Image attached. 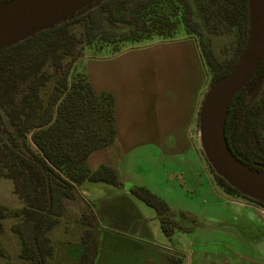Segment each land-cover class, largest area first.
<instances>
[{"label":"trees","instance_id":"obj_1","mask_svg":"<svg viewBox=\"0 0 264 264\" xmlns=\"http://www.w3.org/2000/svg\"><path fill=\"white\" fill-rule=\"evenodd\" d=\"M179 28L196 43L211 86L229 73L245 46L247 0H98L0 51V178L11 181L14 195L24 204L14 213L19 221L11 231L20 241V257L28 264H50L48 233L63 216L64 202L77 198V187L84 182L121 186L109 165L95 170L88 165L92 154L114 146L117 133L112 94L95 92L85 68L74 74L83 49L104 43L113 51L112 46L119 44L113 56L126 51L120 48L126 43L140 44L153 37L178 39ZM211 36L231 38L226 59L214 55ZM99 57L103 56L92 58ZM224 137L237 160L264 173V59L231 102ZM208 167L227 196L264 209L263 203L241 195ZM130 193L154 210L165 237L175 229L186 232L175 220L190 218L185 213H173L144 187H133ZM186 221L196 223L193 217ZM81 222L86 229L80 259L91 251L93 259L96 239L88 241L94 236L93 214L83 212Z\"/></svg>","mask_w":264,"mask_h":264},{"label":"crops","instance_id":"obj_2","mask_svg":"<svg viewBox=\"0 0 264 264\" xmlns=\"http://www.w3.org/2000/svg\"><path fill=\"white\" fill-rule=\"evenodd\" d=\"M84 67L92 89L114 98L117 140L112 148L118 146L127 155L142 146L156 147L160 160L172 165H162L160 171L182 175L184 184L200 199L204 211L194 213L175 208L157 194L170 210L196 217L194 231L184 232L196 233L201 240L195 264H223L229 255L264 264V209L227 196L205 170L196 120L206 77L196 43L188 37L159 41L88 59ZM108 151L92 154L90 169L104 164L119 171L123 156L115 169Z\"/></svg>","mask_w":264,"mask_h":264},{"label":"rangeland","instance_id":"obj_3","mask_svg":"<svg viewBox=\"0 0 264 264\" xmlns=\"http://www.w3.org/2000/svg\"><path fill=\"white\" fill-rule=\"evenodd\" d=\"M185 37L183 29L179 28L176 38ZM159 41L161 39L153 37L150 41L140 44L126 43L120 48L127 50ZM209 42L218 60H224L229 56L231 38L211 36ZM118 45H113V48L108 46L113 51L104 43L85 47L76 63L74 74L82 73L85 61L92 57L112 56L114 47ZM209 87L207 77L200 94V103ZM108 153L115 169L116 161L123 156L119 171H116L117 174H121L122 171L125 173L123 176L118 174L121 186L84 182L77 187V198L64 202L63 216L48 233L52 247L50 264H161L163 261L167 262V259H172L174 264H195L199 259L196 254L199 255L198 250L202 244L201 240L197 239L198 236H195L197 234L184 235V232L175 229L170 237H165L154 210L130 193L133 187H144L156 196L159 194L166 198L175 208L189 209L194 213L203 212L199 205L200 199L195 197L194 190L184 184L182 175L160 171L162 165L166 167L171 163L160 160L161 154L156 147L142 146L124 155V152L121 153L118 146H115L110 148ZM205 170L210 172L206 159ZM210 177L215 185L212 174ZM23 206V202L13 193L11 181L0 178V208L3 209L4 215L0 218V264H28L20 257V241L11 231V226L19 221L14 213L19 212ZM83 212H90L94 216L95 228H91L92 233L94 230V236L92 234L88 238L89 243L96 239L93 259L92 251L86 253L83 260L80 259V253L84 251L82 240L86 229L81 222ZM185 214L190 217L188 219L193 217L196 220L194 215ZM175 220L182 229L190 230V233L196 228L191 221L187 222L177 217ZM210 260L214 262L213 259ZM223 264H250V260L243 257L237 259L229 255Z\"/></svg>","mask_w":264,"mask_h":264},{"label":"water","instance_id":"obj_4","mask_svg":"<svg viewBox=\"0 0 264 264\" xmlns=\"http://www.w3.org/2000/svg\"><path fill=\"white\" fill-rule=\"evenodd\" d=\"M98 0H13L0 4V51L39 33ZM245 46L229 73L206 91L198 111V137L214 173L241 195L264 204V173L236 159L224 137L227 112L264 59V0H247Z\"/></svg>","mask_w":264,"mask_h":264}]
</instances>
